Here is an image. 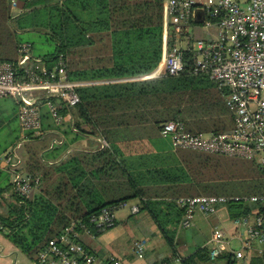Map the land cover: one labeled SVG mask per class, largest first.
Returning a JSON list of instances; mask_svg holds the SVG:
<instances>
[{
    "label": "trees",
    "instance_id": "16d2710c",
    "mask_svg": "<svg viewBox=\"0 0 264 264\" xmlns=\"http://www.w3.org/2000/svg\"><path fill=\"white\" fill-rule=\"evenodd\" d=\"M17 7L22 12L13 17L11 0H0V63L15 64L19 47L29 44L32 56L48 68L63 57L71 81L105 83L79 88L74 108L59 104L60 116L70 121L68 142L59 138V128L45 125L51 120L46 112L43 134H28L22 170L38 179L37 188L29 198L13 193L11 184L0 188V234L35 263L71 224L137 201L170 249L155 264H237L229 251L211 259L208 247L179 256L175 237L184 210L177 202L223 197L227 202L219 207L231 221L257 215L263 209L249 198L264 195V170L255 160L173 151L160 136L161 126L170 121L182 123L189 133L230 131L228 90L194 73L191 52H185L179 75L127 81L151 75L161 62L163 5L155 0H17ZM86 138L105 141L107 147L70 150ZM53 140L63 142L51 148ZM81 242L103 258L94 250L95 240ZM247 264H264V252Z\"/></svg>",
    "mask_w": 264,
    "mask_h": 264
},
{
    "label": "built area",
    "instance_id": "2783aa9c",
    "mask_svg": "<svg viewBox=\"0 0 264 264\" xmlns=\"http://www.w3.org/2000/svg\"><path fill=\"white\" fill-rule=\"evenodd\" d=\"M163 5V54L161 62L151 75L129 79L158 78L163 73L176 76L184 71L185 52H191L195 74H206L219 88L227 89L226 105L234 118V127L221 134L189 133L180 122L170 121L160 128V136L169 140L173 150H187L222 155L245 161H256L264 170V0H155ZM11 12L19 14L17 0H11ZM200 25H199V24ZM202 28L206 38L193 35ZM15 64L0 63V99H13L19 108L22 136L5 153L6 170L11 176L12 192L29 198L37 188L38 179L23 172L25 157L22 149L28 134H43V108L54 126L65 120L59 114V104L74 108L80 102L78 89L93 83L69 79L63 57L48 68L31 54L29 44H22ZM101 147L107 143L98 140ZM62 144L53 140L51 148ZM263 212L235 220L243 228L246 238L238 251H231L229 239L217 229L206 246L211 259L222 252H232L243 260L244 252L253 244L264 246V195L249 198ZM227 202L223 197L181 198L178 205L184 210L179 229L187 230L196 214L216 215L217 208ZM140 214L139 204L130 202L103 209L86 222L71 224L58 238L48 242L33 264H125L115 256L99 258L89 252L81 240H96L97 236L112 230L117 214ZM0 230H3L0 225ZM148 249L146 241L133 244V254L143 260ZM179 260L176 264H179Z\"/></svg>",
    "mask_w": 264,
    "mask_h": 264
},
{
    "label": "crops",
    "instance_id": "0c3cea01",
    "mask_svg": "<svg viewBox=\"0 0 264 264\" xmlns=\"http://www.w3.org/2000/svg\"><path fill=\"white\" fill-rule=\"evenodd\" d=\"M19 11V14L15 15L11 12V15L13 17H17L22 12L21 10ZM203 32L205 31L202 28L197 27L194 29L193 35L199 39L206 38L207 33L205 32V34H203ZM83 83H93L99 85L105 82ZM43 112L48 113L44 108ZM21 136L22 133L19 122V108L16 102L13 99L1 98L0 138L6 139V143L0 149V188H4L11 184V176L6 170V164L4 160L6 157L5 153ZM90 141L94 143L91 148H96L100 144L96 139H94V142L92 140ZM70 148V150H76L73 148V146ZM10 195L11 192H7L5 193L4 197L7 199L10 197ZM130 203L137 204L138 202L131 201ZM116 217V226L112 230L100 236L99 239H97L94 243V250L100 254L103 253V258L112 255L122 260L125 264H155L159 263L170 255V249L148 215L145 213H140L136 216H130L127 212H120ZM216 229L220 231V234H223L225 238L229 239L231 251H238L241 249L242 242L246 238L245 230L243 228H237L234 224V221L229 219L226 209L219 207L217 208L216 215L207 218L201 214H196L193 219V224L189 229L177 230L175 242L177 244L179 256L181 258H186L194 253L196 249L206 247L213 238V234L215 233ZM141 240L147 242L148 249L144 259L138 260L133 254V244L135 241ZM263 252L264 246L260 247L253 244L251 251L244 252L245 258L243 260H235L237 261V264H247L251 257L262 254ZM173 263L176 264V261ZM0 264L33 263H31L23 254L10 245L3 235L0 234Z\"/></svg>",
    "mask_w": 264,
    "mask_h": 264
},
{
    "label": "rangeland",
    "instance_id": "374dc122",
    "mask_svg": "<svg viewBox=\"0 0 264 264\" xmlns=\"http://www.w3.org/2000/svg\"><path fill=\"white\" fill-rule=\"evenodd\" d=\"M11 9V8H10ZM203 34H205V32H203ZM36 46L38 47L39 46V44H37V42H36ZM155 72V71H154ZM153 72V73H154ZM152 73V74H153ZM46 120V124L45 125H47V124H49V125H51V126H53L54 124L51 122V120L50 119H45ZM67 120V121H66ZM65 121H64V125L62 124V125H58V126H53V127H55V128H59V129H57L58 131H57V134H58V136H59V138H64L65 139V141L67 140V142L72 138V135H70L69 134V126H68V122H70V121H68V119H66ZM43 122V124H44V120L42 121ZM45 125H44V127H45ZM42 129H43V127H42ZM66 133V134H65ZM67 138V139H66ZM49 140H51V138H49ZM6 143V139H3V138H0V149H1V147L4 145ZM94 143H92L89 139H84V140H81V141H79V142H77V143H75V144H73L72 146H73V148H75V149H78V150H80V149H90L91 147H92V145H93ZM14 145V144H13ZM12 147V146H11ZM142 173L144 174L145 173V170H143L142 171ZM6 199V198H5ZM8 199V198H7ZM132 202H134V201H132ZM103 235V234H102ZM102 235H100V236H102ZM100 236H98L97 237V239H99V237ZM96 239V240H97ZM95 240V241H96Z\"/></svg>",
    "mask_w": 264,
    "mask_h": 264
}]
</instances>
